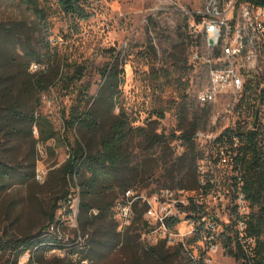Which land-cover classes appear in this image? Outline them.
Returning a JSON list of instances; mask_svg holds the SVG:
<instances>
[{
	"label": "trees",
	"instance_id": "trees-1",
	"mask_svg": "<svg viewBox=\"0 0 264 264\" xmlns=\"http://www.w3.org/2000/svg\"><path fill=\"white\" fill-rule=\"evenodd\" d=\"M8 1L0 0V7ZM17 2L32 10L42 20H47L53 4L65 15L77 19H87L91 15L88 8L90 0ZM261 3L264 4V0ZM185 37L187 36L183 34L159 64V52L154 45L140 51L148 60H153L150 63V76L157 82L159 91H165L167 86L172 85L178 92L167 99L163 94L157 95L158 104L152 107L147 124H136L137 115L127 108L122 99L121 85L125 81V68L124 61H120L117 52L113 55L115 60L103 68L102 76L105 80L96 95L90 93L92 83L84 80L87 65L71 63L61 55L57 59V65L52 64V70L40 71L22 82V88L34 98L37 105L40 104L41 93L60 81L64 92H76L77 99L62 115V138L69 147V155L64 164L65 181L69 189L59 197L58 205L49 215L48 224L38 232L15 234L13 237L0 234V249L10 255L7 264H19V257L27 251L33 252V255L22 264H60L57 258H46V254L56 248L67 251L71 264H80L83 259L91 260L89 254L92 252L116 248L136 225L148 232L151 224L145 217L144 205L136 204V215L132 223L123 229L119 228L120 221L114 206L118 197L128 189L148 185L156 174V166L160 165L159 159L168 175L167 187H177L191 193L187 204H179L181 211L189 214L192 212L196 219L201 220L202 230L205 228L206 222L202 218L210 213L199 197L203 192L217 188L218 178L215 171L205 173L203 178L199 164L200 159L205 157V151L199 147L196 134L201 125L207 123L210 107L203 105L200 111L189 98L190 82L186 75L191 64ZM24 57L26 72L34 60H41L33 50H26ZM14 84L11 77L0 76L1 126H5L7 132L11 133L13 130L17 132L18 122L31 127L46 122L47 119L39 111L33 109L25 113L21 109ZM170 109H175L178 126L170 133L158 131V123ZM154 115L156 118H153ZM53 137V132L42 135L46 140ZM136 137L141 138L139 147L142 154L147 153L153 156L152 160L158 162L155 167L148 166L145 160L139 158L140 152L135 153L131 148ZM175 139H180L185 146L184 151L177 155L172 145ZM216 146L219 150L223 148L229 157V164L221 178L228 194H231L228 205L230 221L222 222L224 228L218 237L225 251L235 257L236 264H264V125L258 123L256 127L248 128L240 121L235 126H228L217 137ZM18 166L0 157V195L11 186L15 178L22 182L31 179L28 171H23ZM73 192L79 194L77 222L81 241L67 240L65 236L61 237L50 230L52 224L64 227L62 219L56 217V210L62 206V202L66 203L65 214L69 216L74 212L70 201ZM241 195L248 209L245 212L241 211V205L237 201ZM178 221L180 217L174 216L169 224L173 225ZM239 221L245 223L243 231L237 228ZM204 235L205 233L198 232L189 239L188 245L197 242ZM167 246L173 247L179 254L181 264H208L204 260L205 252L202 248L198 256H195L194 250L182 242L170 245L165 239H160L154 244L146 243L145 252L157 255L160 250H169ZM74 254L79 258L74 259ZM92 262L89 264H93Z\"/></svg>",
	"mask_w": 264,
	"mask_h": 264
},
{
	"label": "rangeland",
	"instance_id": "rangeland-1",
	"mask_svg": "<svg viewBox=\"0 0 264 264\" xmlns=\"http://www.w3.org/2000/svg\"><path fill=\"white\" fill-rule=\"evenodd\" d=\"M90 1L88 8L91 15L87 19L65 15L59 11L56 4L51 6L47 20L39 19L32 10L20 6L17 0H9L0 7V76H9L14 80V88L18 95L16 97L25 113L35 109L47 119L46 122L34 124L32 127L23 126L18 122L17 132L13 130L11 133H8L0 122V157L18 164V167L28 171L31 177L25 182L15 178L11 186L0 195V234L8 237H13L15 234L36 233L45 227L49 215L58 205L59 197L65 195L69 189L64 170L69 147L62 138L64 132L62 115L65 109L75 103L76 92L66 94L60 81L51 89L41 93V101L37 105L34 98L22 88V82L27 78L31 79L33 74L52 70V64L57 65L60 55L65 56L71 63L87 65L84 80L92 83L90 93L96 95L105 80L102 76L103 68L115 60L113 55L117 52L120 61H124L125 68V81L121 85L122 99L127 108L137 115L136 124H147L152 107L158 104L157 95L163 94L167 99L177 95L178 92L172 85L167 86L165 91H159L157 82L150 76V63L153 60H148L140 51L154 45L160 57L157 64L162 63L173 45L185 34L191 64L186 75L190 82L189 98L197 109L202 110L203 105L197 102L195 93L202 88L206 74L202 63L194 61L193 55L196 51L202 52L204 49V39L201 37L198 24L201 19L199 11L202 10L206 0ZM26 50H33L41 59L34 60L28 72L25 71L24 66ZM34 62L40 63L41 66L33 67ZM209 107L210 117L200 128L219 130L227 124V122H215L214 113L221 109L222 105H209ZM153 118L156 116L154 115ZM177 126L175 109H170L158 123L157 129L170 133ZM51 132L55 137L48 140L42 138L43 134ZM140 140V137L134 138L131 148L135 153L140 152L139 158L145 160L148 166L155 167L158 162L152 160L153 156L142 154L139 147ZM197 143L206 155L211 151L210 147L204 145V138H197ZM172 145L176 155L185 149L180 139H175ZM159 162L160 165L156 166V174L148 185L144 188L138 185V188L148 195L153 190L167 187L168 175L165 174L166 169L160 159ZM213 163L212 159H200L203 178L204 172L209 174ZM215 174L218 177L217 188L203 192L199 199L209 213L224 218L229 214L231 194H228L221 178L222 165L215 167ZM179 193L185 200L191 195L189 191ZM71 195L75 197L74 192ZM62 203V206L56 210V217L61 218L64 224V227H60V231L67 240L81 241L78 222L73 219V215L71 217L64 213L66 203ZM181 218L180 227L189 229L191 225L184 213ZM152 223H155L154 219ZM146 243L156 242H153L146 229H140V225H136L116 248L111 250L104 248L102 252H92L89 254L91 260L88 259L85 263L80 261V264H89L91 261L93 264H181L180 256L173 247L167 246L169 250L164 249L157 255H148L145 252ZM206 253L208 264L237 263L235 257L227 253L220 242L209 246ZM31 255H33L31 251L22 254L18 259L19 264L27 262ZM9 257V253L0 249V264H7ZM46 258L50 260L57 258L60 264H71L72 261L67 251L59 248L47 253ZM37 264L42 263L37 262Z\"/></svg>",
	"mask_w": 264,
	"mask_h": 264
},
{
	"label": "built area",
	"instance_id": "built-area-1",
	"mask_svg": "<svg viewBox=\"0 0 264 264\" xmlns=\"http://www.w3.org/2000/svg\"><path fill=\"white\" fill-rule=\"evenodd\" d=\"M261 1L206 0L199 11L201 19L198 26L204 39V49L202 52L196 51L193 59L202 63L206 80L195 93V99L202 105L221 104L222 108L214 113L215 122H227L219 130L197 131V138H204V145L211 149L203 157L214 162L209 171H215L217 165H222L224 173L229 164V157L224 149L219 150L216 146V139L223 129L235 126L240 121L248 128L256 127L258 123L264 125V4ZM40 66L38 62L33 63L35 68ZM176 190L163 187L148 195L142 190L128 189L118 197L114 206L120 221L119 228L123 229L132 223L136 215V204L144 205L145 217L151 224L148 234L153 242L160 239H165L172 245L182 242L194 250L195 256H198L202 248L205 252L204 260L208 262L207 248L215 243H222L218 236L224 228L222 222L230 221V214L224 218L213 213L205 215L202 220L206 224L202 230L201 220L196 219L192 212L189 214L180 209V203L189 202V198L185 200L179 195V192L185 190ZM70 201L74 210L71 217L73 215V219L77 221L79 194L76 192ZM237 201L241 205V211L248 210L243 195ZM182 213L191 225L189 229L180 227ZM174 216H179L180 221L170 225L169 220ZM152 219L155 220L154 224ZM237 228L243 231L245 223L239 221ZM50 230L64 237L58 225L52 224ZM198 232L205 235L188 245L189 239ZM72 256L74 259L79 258L77 254ZM82 262H88V258Z\"/></svg>",
	"mask_w": 264,
	"mask_h": 264
}]
</instances>
